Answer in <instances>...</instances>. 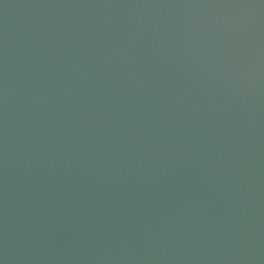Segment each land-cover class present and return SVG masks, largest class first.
I'll return each instance as SVG.
<instances>
[{
    "label": "water",
    "instance_id": "obj_1",
    "mask_svg": "<svg viewBox=\"0 0 264 264\" xmlns=\"http://www.w3.org/2000/svg\"><path fill=\"white\" fill-rule=\"evenodd\" d=\"M0 264H264V0H0Z\"/></svg>",
    "mask_w": 264,
    "mask_h": 264
}]
</instances>
